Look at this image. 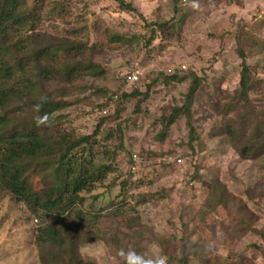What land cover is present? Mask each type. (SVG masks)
<instances>
[{
	"label": "rangeland",
	"instance_id": "374dc122",
	"mask_svg": "<svg viewBox=\"0 0 264 264\" xmlns=\"http://www.w3.org/2000/svg\"><path fill=\"white\" fill-rule=\"evenodd\" d=\"M43 2L34 32L85 43L78 58L99 66L72 83H49V94L59 104L51 121L84 136L95 132L103 106L109 115L96 137L95 153L110 172L86 194L85 207L102 215L94 227L118 233L123 242L112 249L100 240L87 242L81 246L83 256L99 264H120L133 256L154 264H183L171 259L181 254L175 236L182 232L188 236L192 264H264V240L254 231L264 229V154L242 159L224 133V124L241 108L236 103L227 109L228 103L238 102L241 90V52L251 71L250 99L264 119V0H182L177 12L174 0H124L132 9L120 0ZM158 23H169V28L160 30ZM183 64L187 69L178 78L161 76L149 98H129L125 109H118L120 94L140 86L124 83L134 67L153 79ZM194 75L202 82L192 118L184 114L160 138L164 117L187 103ZM139 103L142 111L134 113ZM122 143L126 151L120 150ZM191 143L201 166L198 179ZM129 151L143 160L137 171L130 169L124 185L122 159ZM166 156L181 157L183 163L169 166L161 161ZM43 171L31 176L38 188L44 184ZM35 223L0 188V264H39Z\"/></svg>",
	"mask_w": 264,
	"mask_h": 264
},
{
	"label": "trees",
	"instance_id": "16d2710c",
	"mask_svg": "<svg viewBox=\"0 0 264 264\" xmlns=\"http://www.w3.org/2000/svg\"><path fill=\"white\" fill-rule=\"evenodd\" d=\"M120 1L124 8L132 9L130 4L126 6L124 0ZM174 1L177 12L182 0ZM41 3H44L43 0H0V188L22 204L36 221L33 244L39 264H99L97 260L83 256L82 245L100 240L111 248L113 244L121 246L123 242V237L118 233L112 235L108 230L101 229L100 234L93 223L102 215L85 207L86 194L102 183L110 172V166L95 153L96 137L109 116L108 109L102 107L104 117L93 134L78 136L51 121L52 112L59 109V104L47 89L49 83H72L85 70H96L99 66L93 60L85 62L78 58L79 53L88 47L85 43L76 42L68 36L59 38L34 32ZM157 25L160 30L169 28V23ZM26 29L31 33L24 37L22 33ZM16 35H21L22 39L16 40ZM115 39L122 40L120 37ZM60 55L63 56L59 58ZM241 56L244 69L238 102L228 103L227 109L235 108L238 106L236 103L241 108L237 110L236 118L232 117L224 124V133L242 159L256 160L264 154V119L256 113L250 99L251 71L244 52H241ZM184 72H161L155 78H149L150 82L144 88L139 86L132 92H123L119 96L121 102L118 109L124 110L123 102L129 98H149L151 89L161 76L166 74L178 78ZM194 76L187 103L174 107L173 112L164 117L160 138L164 139L170 127L184 114L192 118L193 101L202 82L200 77ZM139 105L134 113L142 111ZM195 140L196 137H192L191 142ZM191 148L192 162H196L193 163L196 168L194 179H198L201 166L197 163L198 154L193 143ZM120 150L126 151L127 146L122 143ZM127 153L128 157L122 159L125 162L122 169L126 173L121 182L124 185L129 183V165L133 163L134 155L130 151ZM160 154L164 155L163 152L157 155ZM40 169L44 170V184L38 188L31 176ZM190 184L194 186L193 182ZM254 231L264 240V229ZM187 239L185 233L176 234L175 247L181 250V254L173 255L171 259L192 264L187 254ZM122 252H125L124 249ZM120 264L154 263L148 258L133 256ZM201 264L222 263L205 260Z\"/></svg>",
	"mask_w": 264,
	"mask_h": 264
},
{
	"label": "built area",
	"instance_id": "2783aa9c",
	"mask_svg": "<svg viewBox=\"0 0 264 264\" xmlns=\"http://www.w3.org/2000/svg\"><path fill=\"white\" fill-rule=\"evenodd\" d=\"M183 2H187V0H183ZM187 69V66L185 64L183 65H172L169 66L165 71L167 74H174L176 72H184ZM128 76L125 78L124 83L127 86H135V85H140L142 88H144L146 83L150 82V79L145 75V71L141 67H134L131 72L127 74ZM105 114L107 111L104 112ZM143 159L139 156V154L134 153L132 157L133 163L131 164L132 166L130 169H133V171H137L139 169V164L142 162ZM165 164H170V163H176V164H181L183 163V158H175L173 156H166L162 158L161 160Z\"/></svg>",
	"mask_w": 264,
	"mask_h": 264
}]
</instances>
